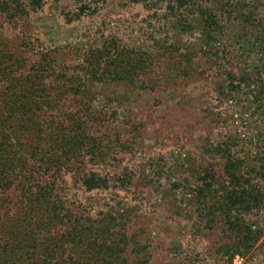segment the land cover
Listing matches in <instances>:
<instances>
[{
  "label": "rangeland",
  "instance_id": "rangeland-1",
  "mask_svg": "<svg viewBox=\"0 0 264 264\" xmlns=\"http://www.w3.org/2000/svg\"><path fill=\"white\" fill-rule=\"evenodd\" d=\"M93 1L96 12L76 17V0H43L27 19L0 27V70L16 80L17 88H23L19 80L30 66L48 61L56 74H67L68 82L89 78L91 92L79 102L90 139L76 156H68L67 199L103 210L129 208V216L116 219L126 224L135 250L128 264H264V204L261 211L239 203L233 210L219 206L220 196L233 185L217 145L256 136L264 128L253 94L205 60L210 47L203 46L196 22L191 29H175L161 7L143 0ZM199 1L217 8L221 0ZM252 2L241 0V8ZM257 3L253 11L261 15L264 0ZM107 40L116 42L119 54L127 51L133 57L154 43L155 62H145L134 84L113 79L99 85L101 75L93 78L85 71L92 49ZM184 54L189 64L179 62ZM253 61L245 66L252 67ZM7 87L0 81V93ZM73 104L69 98L68 113L79 107ZM249 142L243 148L254 152ZM247 170L240 179L264 191V173ZM89 174L110 178L109 187L85 190L82 179ZM230 214L235 218L227 220ZM233 221L238 225L228 229ZM247 226L256 236L232 248ZM143 246L150 256L146 263Z\"/></svg>",
  "mask_w": 264,
  "mask_h": 264
},
{
  "label": "trees",
  "instance_id": "trees-1",
  "mask_svg": "<svg viewBox=\"0 0 264 264\" xmlns=\"http://www.w3.org/2000/svg\"><path fill=\"white\" fill-rule=\"evenodd\" d=\"M76 1V17L97 11L93 0ZM143 1L161 7L162 15L175 29H191L196 22L203 46L210 47L205 60L216 63L230 83H244L264 123V13L253 11L258 0L244 8L241 0H221L217 8L199 0ZM42 5L43 0H0V27L27 19ZM156 46L152 43L150 51L133 57L127 51L119 54L116 42L107 40L92 49L85 73L93 78L101 75L102 79L96 78L99 85L113 79L135 83L145 62H155ZM172 52H168L170 58L174 57ZM184 55L177 57L179 62L189 64L191 59ZM246 58L254 60L252 67L245 66ZM28 69L19 80L24 82L23 88H17L16 80L0 70V81L9 86L4 94L0 93V264H128L127 256L135 250L126 224L116 219L129 216V208L123 206L119 211L110 205L106 210L98 209L71 201L64 194V173L71 165L68 156H76L90 139L79 102L84 93L91 92L89 78L68 82L67 74H56L57 69L49 61ZM74 73H70L72 78ZM69 98L75 103L73 108L79 105L75 114L68 113ZM246 140L250 147H256L254 152L244 150ZM216 150L223 159V172L233 185L220 196V208L231 210L239 203L261 211L264 191L250 184V179H240L239 174H244L246 168L249 173H264V128L256 136L217 145ZM109 184L110 178L101 174L82 179L85 190L103 189ZM231 224L228 229L238 225L235 221ZM242 233L241 241L233 243L232 248L240 242L248 244L256 236L249 228ZM142 248L146 263L150 256Z\"/></svg>",
  "mask_w": 264,
  "mask_h": 264
}]
</instances>
